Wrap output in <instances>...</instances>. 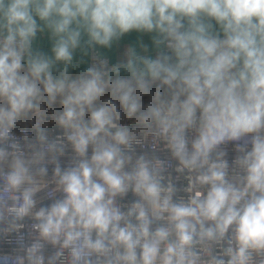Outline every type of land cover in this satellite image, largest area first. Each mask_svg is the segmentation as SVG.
<instances>
[{"label":"clouds","instance_id":"1","mask_svg":"<svg viewBox=\"0 0 264 264\" xmlns=\"http://www.w3.org/2000/svg\"><path fill=\"white\" fill-rule=\"evenodd\" d=\"M0 264H264V0H0Z\"/></svg>","mask_w":264,"mask_h":264}]
</instances>
